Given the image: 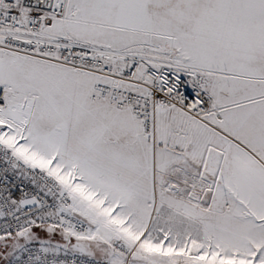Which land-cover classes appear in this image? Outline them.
<instances>
[{
    "label": "snow or ice",
    "instance_id": "1",
    "mask_svg": "<svg viewBox=\"0 0 264 264\" xmlns=\"http://www.w3.org/2000/svg\"><path fill=\"white\" fill-rule=\"evenodd\" d=\"M0 264H264V0H0Z\"/></svg>",
    "mask_w": 264,
    "mask_h": 264
}]
</instances>
